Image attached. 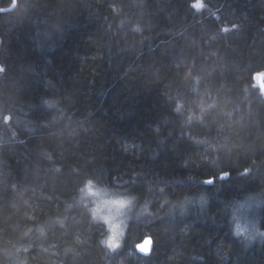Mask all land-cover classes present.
I'll return each mask as SVG.
<instances>
[{"label": "trees", "instance_id": "obj_1", "mask_svg": "<svg viewBox=\"0 0 264 264\" xmlns=\"http://www.w3.org/2000/svg\"><path fill=\"white\" fill-rule=\"evenodd\" d=\"M86 181L134 198L115 249ZM0 264H264V0L0 12Z\"/></svg>", "mask_w": 264, "mask_h": 264}, {"label": "rangeland", "instance_id": "obj_2", "mask_svg": "<svg viewBox=\"0 0 264 264\" xmlns=\"http://www.w3.org/2000/svg\"><path fill=\"white\" fill-rule=\"evenodd\" d=\"M196 6L200 7L201 3L198 2ZM108 189H110L112 192L116 194H123L124 196H129L127 193H125L124 191L120 189H117V188H108ZM89 201L91 204H93V208H95V201L92 198ZM257 206H260V201H258V204H257V202H253L251 201V199L241 201L238 205V208H241L243 210L241 212H239L238 210L236 214V222H237V227H238L237 232L247 240H253L255 237L252 235L257 234V230L255 228L256 219H257V215H256ZM93 214H95L94 211H93ZM106 215L107 213L102 211V214L100 216H97V215L96 216H97V219L102 221L106 227V234L104 237L105 244L108 246V248L115 249L119 245L122 239V236L125 233L126 223L122 224L119 228H117L116 230L117 234L114 235L113 225L118 224L120 222L119 220L105 219ZM128 218H130V216Z\"/></svg>", "mask_w": 264, "mask_h": 264}, {"label": "clouds", "instance_id": "obj_3", "mask_svg": "<svg viewBox=\"0 0 264 264\" xmlns=\"http://www.w3.org/2000/svg\"><path fill=\"white\" fill-rule=\"evenodd\" d=\"M86 184L84 195L95 201L94 213L100 216L103 211L107 213L105 219L119 220L120 223L113 225V234L116 235L117 228L126 223L128 219L127 211L134 203V198L116 194L105 187L94 186L93 182L86 181Z\"/></svg>", "mask_w": 264, "mask_h": 264}, {"label": "water", "instance_id": "obj_4", "mask_svg": "<svg viewBox=\"0 0 264 264\" xmlns=\"http://www.w3.org/2000/svg\"><path fill=\"white\" fill-rule=\"evenodd\" d=\"M15 5V0H13V3L9 7H4L0 9L2 12H7L12 10V8ZM262 78H263V73H260L259 75V83L262 84ZM153 247V240L151 236H145L142 240H140L138 243H136L135 248L138 253L142 255H149Z\"/></svg>", "mask_w": 264, "mask_h": 264}, {"label": "bare ground", "instance_id": "obj_5", "mask_svg": "<svg viewBox=\"0 0 264 264\" xmlns=\"http://www.w3.org/2000/svg\"><path fill=\"white\" fill-rule=\"evenodd\" d=\"M12 3H13V0H12ZM12 3H11V4H12ZM11 4H10V5H11ZM15 4H16V0H15ZM10 5H9V6H10ZM9 6H6V7H9ZM14 6H15V5H14ZM2 8H4V7H0V9H2ZM0 12H2V11H0Z\"/></svg>", "mask_w": 264, "mask_h": 264}]
</instances>
